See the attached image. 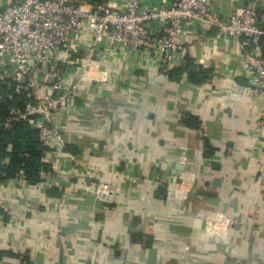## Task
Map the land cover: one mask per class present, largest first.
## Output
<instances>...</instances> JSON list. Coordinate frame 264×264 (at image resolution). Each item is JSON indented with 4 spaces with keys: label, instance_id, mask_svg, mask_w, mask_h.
I'll return each mask as SVG.
<instances>
[{
    "label": "crops",
    "instance_id": "0c3cea01",
    "mask_svg": "<svg viewBox=\"0 0 264 264\" xmlns=\"http://www.w3.org/2000/svg\"><path fill=\"white\" fill-rule=\"evenodd\" d=\"M213 1L227 18L248 0ZM257 12L264 22V0ZM152 27L158 33L162 23ZM89 47L87 36L79 57ZM246 49L244 38L191 24L183 56L171 65L128 49L103 61L107 79L83 83L75 111L59 124L86 184H110L109 199L96 201L78 174L38 186L10 181L0 190V264H264V138L253 135L264 100L251 92ZM188 59L211 68L212 79L194 86L187 73L167 76ZM183 115L199 127H187ZM178 164L185 170L172 176ZM50 185L59 197L47 195ZM219 214L232 224L216 242L204 230Z\"/></svg>",
    "mask_w": 264,
    "mask_h": 264
},
{
    "label": "built area",
    "instance_id": "2783aa9c",
    "mask_svg": "<svg viewBox=\"0 0 264 264\" xmlns=\"http://www.w3.org/2000/svg\"><path fill=\"white\" fill-rule=\"evenodd\" d=\"M258 3L248 0L222 18L213 0H171L158 7H151L146 0H125L121 6L93 8L85 0H0V83L9 100L18 95L28 99L23 108H10L8 118L0 124L8 127L11 122H29L50 150L44 160L53 165L55 175L48 181L54 184L78 174L83 189L105 203L111 185L86 184L87 170L68 149L70 142L59 124L64 115L75 111L83 83L104 82L108 70L102 68V62L122 49L151 52L162 65L173 64L183 56L188 26L194 24L203 30L217 27L223 35L245 39L242 61L254 79L251 92L264 100L260 48L264 28L258 18ZM158 22L162 29L157 33L152 25ZM87 36L91 54L82 58L78 46ZM253 135L263 141L264 108ZM225 218L219 214L210 220L205 235L225 239L232 224Z\"/></svg>",
    "mask_w": 264,
    "mask_h": 264
},
{
    "label": "trees",
    "instance_id": "16d2710c",
    "mask_svg": "<svg viewBox=\"0 0 264 264\" xmlns=\"http://www.w3.org/2000/svg\"><path fill=\"white\" fill-rule=\"evenodd\" d=\"M92 7L102 5V0H85ZM264 28V22H262ZM261 54L264 57V36L260 39ZM187 73L188 81L194 86L212 79L213 70L196 66L188 59L186 64L173 72H168L170 79H178ZM8 92L0 83V122L9 116V109H21L28 100L24 95L7 97ZM182 122L189 128L197 129L199 122L189 115H183ZM71 150V149H70ZM72 151V150H71ZM50 150L40 140L39 133L27 121L11 122L8 127L0 124V185L22 179L28 185H38L55 175L53 165L44 160ZM48 196L59 197V191L51 185L46 190Z\"/></svg>",
    "mask_w": 264,
    "mask_h": 264
},
{
    "label": "water",
    "instance_id": "95a60500",
    "mask_svg": "<svg viewBox=\"0 0 264 264\" xmlns=\"http://www.w3.org/2000/svg\"><path fill=\"white\" fill-rule=\"evenodd\" d=\"M163 78V76H162ZM24 81V80H22ZM49 82H51V80L49 79ZM185 170V165L184 164H178L176 165L173 170L171 171V175L172 176H176V174L178 172H183ZM178 187V183L175 181L173 184L170 185V187L168 188V201H169V206L173 207L174 204V197H175V191L176 188ZM214 240L216 242H220L217 238H214Z\"/></svg>",
    "mask_w": 264,
    "mask_h": 264
}]
</instances>
